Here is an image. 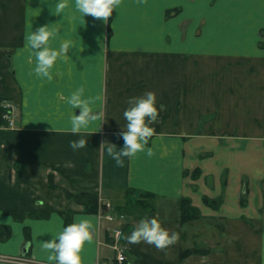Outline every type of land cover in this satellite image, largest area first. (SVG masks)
<instances>
[{
	"label": "crops",
	"instance_id": "1",
	"mask_svg": "<svg viewBox=\"0 0 264 264\" xmlns=\"http://www.w3.org/2000/svg\"><path fill=\"white\" fill-rule=\"evenodd\" d=\"M57 2L0 0V114L9 101L16 116L15 129L0 127V264H48L41 242L77 217L94 222L83 264L115 261L114 229L126 264H264V0H119L107 23ZM45 24L52 47L71 45L51 80L25 41ZM80 85L98 118L72 133L79 110L64 97ZM149 90L154 155L120 167L101 145L123 147L128 98ZM80 136L88 145L73 150ZM89 193L124 219L69 196ZM187 199L199 215L183 222ZM145 216L177 241L125 239Z\"/></svg>",
	"mask_w": 264,
	"mask_h": 264
},
{
	"label": "clouds",
	"instance_id": "2",
	"mask_svg": "<svg viewBox=\"0 0 264 264\" xmlns=\"http://www.w3.org/2000/svg\"><path fill=\"white\" fill-rule=\"evenodd\" d=\"M67 0H58L57 9L63 10ZM119 0H75V7L85 18V14H91L96 18H103L108 22L113 10L117 8ZM54 33L49 25L39 26L25 37L26 45L30 47L35 58L33 71L40 77L53 79L52 69L61 52H70V42L62 43L58 50L51 46V39ZM85 87L80 85L69 95L65 96L66 102L75 111L70 117V131L81 133L87 130L90 123L98 118L94 111L96 97L85 96ZM128 107L125 108L123 116L127 124L120 133L124 145L117 148L114 143L103 142L101 146L108 145L106 151L120 167L124 166V157L131 159L138 152L146 151L148 156L154 155V148L148 146L149 138L153 136L155 129L151 126L153 121L159 117V107L157 95L154 91H146L143 95L130 96ZM88 145V139L80 136L78 139L70 141L73 150ZM94 222L89 217H77L72 223L63 226L62 230L52 236L51 239L41 242L45 249L51 250L47 257L48 264H83L82 249L86 242L93 239ZM179 232H171L162 226L161 221L155 216L143 217L138 226L132 230L131 234H125V239L132 243L146 241L154 244L157 248L164 249L175 243L179 238Z\"/></svg>",
	"mask_w": 264,
	"mask_h": 264
},
{
	"label": "built area",
	"instance_id": "3",
	"mask_svg": "<svg viewBox=\"0 0 264 264\" xmlns=\"http://www.w3.org/2000/svg\"><path fill=\"white\" fill-rule=\"evenodd\" d=\"M7 112L4 115V119L9 122L10 127L14 126V106L6 105ZM107 213H105V218L110 222L116 220V218L124 219V216L115 212L113 207L110 204H106ZM122 235L123 229H114L113 230V245L116 251V258L114 262L109 261H100L98 264H126L127 256H126V249L122 244Z\"/></svg>",
	"mask_w": 264,
	"mask_h": 264
},
{
	"label": "trees",
	"instance_id": "4",
	"mask_svg": "<svg viewBox=\"0 0 264 264\" xmlns=\"http://www.w3.org/2000/svg\"><path fill=\"white\" fill-rule=\"evenodd\" d=\"M2 113L0 114V125L4 124V121L2 119ZM199 174H200V171H196V173H194L193 176L197 177V176H199ZM69 196L75 198L78 202L85 204L87 210L90 212H97L98 209H101L103 212H105L107 210V207L105 205L99 203L100 198H99L98 194H96V193H89V194L76 195V196L69 194ZM206 203L208 205H213L214 207H216L219 204L218 202L212 203L208 199H206ZM182 208H183L182 209L183 210V214H182V221L183 222L194 219L199 215V213L193 209L191 202L188 199L186 201L182 202ZM183 255H182V257H183Z\"/></svg>",
	"mask_w": 264,
	"mask_h": 264
},
{
	"label": "flooded vegetation",
	"instance_id": "5",
	"mask_svg": "<svg viewBox=\"0 0 264 264\" xmlns=\"http://www.w3.org/2000/svg\"><path fill=\"white\" fill-rule=\"evenodd\" d=\"M6 105L7 106L9 105V101H4V105H3V107H1V110H2L1 113L3 112L2 113V119L4 121V124L0 125V127L10 129L9 122L4 119V114L7 112Z\"/></svg>",
	"mask_w": 264,
	"mask_h": 264
},
{
	"label": "rangeland",
	"instance_id": "6",
	"mask_svg": "<svg viewBox=\"0 0 264 264\" xmlns=\"http://www.w3.org/2000/svg\"><path fill=\"white\" fill-rule=\"evenodd\" d=\"M141 198L144 199V201H142ZM139 200H140V201H138L139 204H140V203H145V201H147V199H146L145 197H140ZM99 203H101V202L99 201ZM135 204H136V203H135ZM98 205H99V204H98ZM123 216H124V215H123ZM124 217H125V216H124Z\"/></svg>",
	"mask_w": 264,
	"mask_h": 264
}]
</instances>
